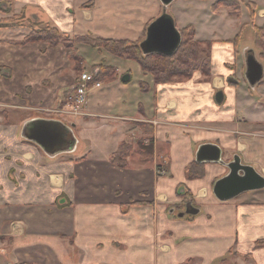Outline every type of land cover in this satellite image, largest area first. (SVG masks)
I'll list each match as a JSON object with an SVG mask.
<instances>
[{"label": "crops", "instance_id": "crops-1", "mask_svg": "<svg viewBox=\"0 0 264 264\" xmlns=\"http://www.w3.org/2000/svg\"><path fill=\"white\" fill-rule=\"evenodd\" d=\"M239 1L238 16L227 10L240 19L238 33L252 31L245 2L262 26L264 0ZM162 9L159 0H0V264H210L231 249L249 256L245 264H264V247L254 246L264 240V188L220 201L212 187L226 166L206 161L203 177L186 176L198 148L213 144L224 162L238 155L264 177V74L253 88L244 77L251 52L264 68L255 45L242 44L240 62L238 34L195 36L211 41V74L156 84L136 61L84 43L74 45L78 69L62 43L22 42L31 22L70 37L138 41ZM99 67L113 71L78 106L79 74ZM37 119L69 126L75 149L49 157L22 138L24 123ZM136 137L152 139V159L112 164L110 155ZM179 191L197 214L180 218L185 206L169 208L183 201Z\"/></svg>", "mask_w": 264, "mask_h": 264}, {"label": "trees", "instance_id": "trees-1", "mask_svg": "<svg viewBox=\"0 0 264 264\" xmlns=\"http://www.w3.org/2000/svg\"><path fill=\"white\" fill-rule=\"evenodd\" d=\"M245 4L250 8V26L253 32L254 45L259 50V58L264 62V24L262 26H257L253 23L254 7L249 2H245ZM230 6V3L228 4L223 0H219L212 4L213 10L218 9V7ZM229 13H232V11L230 10ZM147 26L148 25H146L144 29L142 38L146 35ZM178 31L181 42L178 49L172 55L159 53L143 54L139 47V40L105 39L92 37L90 35L70 37L60 33L58 29L50 25H44L37 30H31V32L24 37L22 42L41 41L49 45L62 43L67 48L72 49L73 52L71 56L77 62L76 67L78 69H80L82 60L77 56L74 45L76 43H84L93 48L102 49L116 57L136 61L144 72L152 76L156 84L173 83L189 79L195 72H199L205 77H208L211 74V41H200L195 39V28L192 24H188L178 29ZM237 36L234 39L235 41ZM112 71L113 69L111 67H99L98 73L94 76V81H98L103 78L104 75ZM80 75L81 73L79 76ZM146 139L148 140L147 146L149 147V152L152 154V139ZM130 151L131 144L123 142L118 146L117 150L110 155L109 161L119 167H127L129 164L128 157ZM204 165V162L197 161L189 163L186 167L187 179L192 180L203 177L205 174ZM158 166L160 167V164H158ZM177 194L180 196L184 195L180 191ZM185 195H187V193H185ZM185 202L186 200H183L180 204L169 206V208H176L175 211L178 212L180 209L184 208ZM190 202L193 203L192 201ZM175 217L177 218V216ZM254 246L264 247V240L256 241ZM234 255L237 256L238 254L234 253ZM191 259L193 258L186 259V263ZM223 260L224 258L221 261Z\"/></svg>", "mask_w": 264, "mask_h": 264}, {"label": "water", "instance_id": "water-1", "mask_svg": "<svg viewBox=\"0 0 264 264\" xmlns=\"http://www.w3.org/2000/svg\"><path fill=\"white\" fill-rule=\"evenodd\" d=\"M163 6L161 14L153 19L146 29L145 38L139 43L143 54L159 53L172 55L179 47L181 37L175 26L173 17L166 11L173 0H159ZM264 68L260 61L251 52L245 58L244 77L249 87H255L263 78ZM124 77L123 80H126ZM223 93L216 94V100L221 101ZM21 137L38 145L49 157L59 153L72 152L77 139L69 126L57 120L37 119L24 123ZM196 161L216 162L228 169L223 177L217 179L212 187L214 196L220 201H227L243 192L264 188V177L254 167L241 163L240 157L234 155L232 160L224 162L221 150L213 144H204L197 150ZM199 209L190 202L185 209L177 214L183 217L186 214L195 215Z\"/></svg>", "mask_w": 264, "mask_h": 264}, {"label": "rangeland", "instance_id": "rangeland-1", "mask_svg": "<svg viewBox=\"0 0 264 264\" xmlns=\"http://www.w3.org/2000/svg\"><path fill=\"white\" fill-rule=\"evenodd\" d=\"M219 0H173L168 6H167V10L168 12L172 15L174 14L177 17L178 20V25L181 24V26L185 27L188 24H191L193 26H195L194 28H196V37L197 38H207V36L211 35L212 31H216L219 38H223L226 39L225 37H229L231 38V41H233V38L236 36L235 34H238L235 44H237V50L239 52V58H240V62H242V52L244 49L242 44L248 46L251 44V46L253 45L254 47V39H253V32L249 29H242L240 34L238 33L240 30V19H237V17H231L229 14L234 15V16H238L239 15V11H240V6H241V2L238 0H234V1H230V0H223L225 2H227L228 4L230 3V7H218V9L213 10L212 8V4L217 2ZM229 1V2H228ZM219 10V11H218ZM228 11H232V13L228 14ZM238 12V13H237ZM209 14H213L217 16L215 18H213L211 21L209 19H206V15ZM35 23L30 24L31 30H37L40 27H42L43 25H39L37 28L35 27ZM182 27V28H183ZM181 29V28H179ZM238 29V30H237ZM30 30V32H31ZM21 31H17V32H13V34H18ZM29 32V33H30ZM28 33V34H29ZM12 34V33H11ZM27 34V35H28ZM26 35V36H27ZM232 36V37H231ZM145 38V37H144ZM144 38H141L139 41L141 42ZM196 39V38H195ZM201 41V40H200ZM247 49V48H246ZM78 57H80L79 55H77ZM80 59L83 61L82 57H80ZM75 64L77 65V62H75ZM88 73V72H86ZM248 89V87H247ZM131 144V151L129 152V157L128 159H132L133 161L136 162V164L141 163V162H148L149 160H151L152 158L150 156H152L151 152H149V147L148 145V140L144 137H136L134 138L133 142L130 143ZM164 148V152H165V148ZM232 160V159H231ZM165 162H163V166H166L167 164H164ZM161 170V169H160ZM159 170V171H160ZM163 172V171H162ZM190 196V195H189ZM188 195H185L183 200H190V201H194L193 198ZM193 204L196 205L195 201L193 202ZM186 218L191 217L193 215L190 214H186ZM189 215V216H188ZM172 218H176V213H171ZM178 218V217H177ZM170 238V234L168 236ZM230 252V253H228ZM234 253H236V251L234 249H231L229 251H227V253L223 254L220 257V259L214 258L210 264H245V262H251V259L249 258V256L245 257H239L234 255ZM224 258L223 261H221ZM216 259V260H215ZM145 259H141L138 257L136 264H144ZM203 259L201 258H193L190 261H188L186 263V261L182 262V263H178V264H203ZM175 262V261H173ZM159 263V258L156 257L154 259H152L151 264H158ZM170 264V263H169Z\"/></svg>", "mask_w": 264, "mask_h": 264}, {"label": "built area", "instance_id": "built-area-1", "mask_svg": "<svg viewBox=\"0 0 264 264\" xmlns=\"http://www.w3.org/2000/svg\"><path fill=\"white\" fill-rule=\"evenodd\" d=\"M78 79L74 102L79 106L86 102L88 91L101 87V83L94 81V75L86 72L81 73Z\"/></svg>", "mask_w": 264, "mask_h": 264}]
</instances>
